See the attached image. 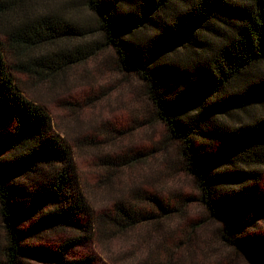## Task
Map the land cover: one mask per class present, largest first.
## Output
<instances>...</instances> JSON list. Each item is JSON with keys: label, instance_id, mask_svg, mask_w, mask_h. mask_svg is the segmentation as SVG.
<instances>
[{"label": "trees", "instance_id": "trees-1", "mask_svg": "<svg viewBox=\"0 0 264 264\" xmlns=\"http://www.w3.org/2000/svg\"><path fill=\"white\" fill-rule=\"evenodd\" d=\"M85 2L97 17L105 45L117 57L116 70L142 84L166 128L157 151L163 149L168 160L167 145H177V164L191 177L197 194L184 199L185 206L197 203L208 219H195L183 231L176 248L166 249L170 258L165 264H174L175 250L184 247H189L187 254L204 253L205 264H232L217 241L243 253L251 264H264V239L251 233L252 226L264 221V0ZM25 3L0 0V18ZM26 24L5 30L6 43L0 40L5 264L29 259L95 264L93 256L71 258L72 250L91 242L96 233L125 235L140 226L159 231L185 209L181 202V208L165 204L147 189H135L128 193L132 200L117 201L100 212L80 176L75 147L45 107L25 95L13 74L48 85L82 59L70 60L60 50L31 61L30 52L93 32L83 22L56 16ZM91 141L90 149L100 145ZM149 157L131 151L102 160V188L109 190L118 173ZM209 223L216 228L208 235ZM55 235L68 237L56 249L40 244Z\"/></svg>", "mask_w": 264, "mask_h": 264}, {"label": "rangeland", "instance_id": "rangeland-1", "mask_svg": "<svg viewBox=\"0 0 264 264\" xmlns=\"http://www.w3.org/2000/svg\"><path fill=\"white\" fill-rule=\"evenodd\" d=\"M52 16L83 22L84 29H91L93 33L32 51L28 60L60 50L66 52L70 60H82L59 72L48 85H35L29 76L16 72L13 74L25 95L45 107L58 125L57 130L75 147L80 176L88 185L91 198H96L100 212L112 208L117 201L132 200L134 196H128V193H133L135 189H147L149 194L157 195L165 204L178 205L181 202L185 209V216L177 215L166 220L159 231L140 226L125 235L108 237L96 233L91 242L73 249L71 258L93 256L95 264H165V259L170 258L166 249L170 248L171 251L176 248L183 231L190 228L195 219L208 220L197 203L190 202L185 206L184 199L197 195L193 180L177 164V145H167L168 160H164L166 154L160 152L163 149L157 151L160 141L166 136V128L156 118L144 95L142 84L133 76L121 75L116 70L117 57L97 31V17L88 9L85 0H26L16 11L0 18V40L6 43L4 31L11 27L24 28L26 22L30 25L37 19L42 21ZM8 63H13L11 57H8ZM93 139L100 145L90 149L89 143ZM131 151H144L150 157L118 173L109 190L102 188V168L99 165L118 155H129ZM260 186L264 188V179ZM210 224L206 225L208 235L210 229L216 228ZM251 229L253 235L264 239V221ZM2 232L0 220V264H5ZM174 236L178 238L173 239ZM67 237L55 235L40 244L53 249ZM217 242L223 257L231 255L232 264H251L243 253L229 250L226 245ZM188 251L189 247L175 250L176 257L171 262L205 264L207 261L204 253L187 254ZM25 264L46 263L29 259Z\"/></svg>", "mask_w": 264, "mask_h": 264}]
</instances>
